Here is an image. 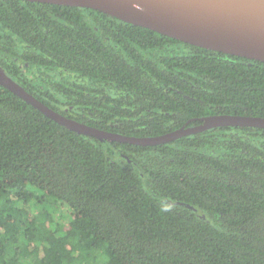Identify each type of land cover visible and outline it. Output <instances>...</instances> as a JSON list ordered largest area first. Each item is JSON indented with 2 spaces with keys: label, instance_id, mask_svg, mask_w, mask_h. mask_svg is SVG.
Here are the masks:
<instances>
[{
  "label": "trees",
  "instance_id": "obj_1",
  "mask_svg": "<svg viewBox=\"0 0 264 264\" xmlns=\"http://www.w3.org/2000/svg\"><path fill=\"white\" fill-rule=\"evenodd\" d=\"M0 69L89 127L264 118V63L98 11L0 0ZM0 264H264V129L78 135L0 86Z\"/></svg>",
  "mask_w": 264,
  "mask_h": 264
},
{
  "label": "water",
  "instance_id": "obj_2",
  "mask_svg": "<svg viewBox=\"0 0 264 264\" xmlns=\"http://www.w3.org/2000/svg\"><path fill=\"white\" fill-rule=\"evenodd\" d=\"M94 10L132 26L217 53L264 63V0H22ZM0 86L78 135L136 146H156L222 127L264 129V118L214 115L153 137L105 132L68 119L28 94L0 69Z\"/></svg>",
  "mask_w": 264,
  "mask_h": 264
}]
</instances>
